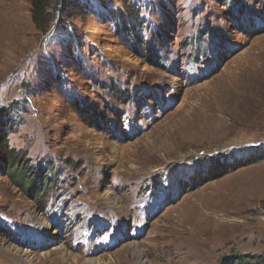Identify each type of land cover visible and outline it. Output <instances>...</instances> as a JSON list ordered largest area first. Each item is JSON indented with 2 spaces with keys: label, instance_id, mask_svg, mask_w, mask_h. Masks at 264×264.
Returning <instances> with one entry per match:
<instances>
[{
  "label": "rangeland",
  "instance_id": "rangeland-1",
  "mask_svg": "<svg viewBox=\"0 0 264 264\" xmlns=\"http://www.w3.org/2000/svg\"><path fill=\"white\" fill-rule=\"evenodd\" d=\"M67 4L0 0V133L57 174L23 191L0 144V264L264 257V0Z\"/></svg>",
  "mask_w": 264,
  "mask_h": 264
},
{
  "label": "trees",
  "instance_id": "trees-1",
  "mask_svg": "<svg viewBox=\"0 0 264 264\" xmlns=\"http://www.w3.org/2000/svg\"><path fill=\"white\" fill-rule=\"evenodd\" d=\"M67 2L68 0H30L31 3V10L33 11V17L36 25L42 28V30H45L46 32L49 31L52 27L53 22L58 21L59 12L63 11L66 12L67 10ZM63 7V8H62ZM58 13V14H57ZM121 13L118 12L115 14V16H119ZM117 19V18H116ZM128 30V28H126ZM129 32V31H128ZM63 34L67 35L69 32L67 30H63ZM202 34V33H201ZM200 34V35H201ZM59 37V35H56ZM70 37H68L69 39ZM74 45L72 46V48ZM150 54H148V57ZM18 102L12 103L8 107H3L0 109V116H4L5 113L7 114H13L14 111L17 110ZM81 117H89V120L93 122L95 121V117H90L87 113V110L82 111L78 106L75 107ZM95 123V122H94ZM0 144L1 148L3 150V158L6 162L5 169L7 176L10 178V180L18 186V188H21L24 190H28L30 192H35V195L39 197L41 193H43V190H50L55 189L56 183L54 182L57 180L56 172H54V168L50 166V171L43 174V176L40 177V169H34L30 170V167L28 165H25L24 160L20 161V158L18 154H15L13 151H11L8 147L7 138L5 135H1L0 133ZM262 155H260L257 160L261 159ZM252 163V161H251ZM71 165V164H69ZM37 171L39 173V177H36ZM34 178V179H33ZM40 179V181H37ZM215 179V177H214ZM237 264H264V257H256L255 259L253 257L249 256H243L242 259H240V256L236 258ZM235 264V263H232Z\"/></svg>",
  "mask_w": 264,
  "mask_h": 264
},
{
  "label": "bare ground",
  "instance_id": "bare-ground-1",
  "mask_svg": "<svg viewBox=\"0 0 264 264\" xmlns=\"http://www.w3.org/2000/svg\"><path fill=\"white\" fill-rule=\"evenodd\" d=\"M107 199H109V198H107ZM18 260L23 262V263H25V264H33L34 258L31 256V254L29 252H25V253H21V255L19 256ZM86 261H88V263L90 261L89 264H93L91 259L90 260H86ZM72 264H78V259L76 257H73Z\"/></svg>",
  "mask_w": 264,
  "mask_h": 264
}]
</instances>
